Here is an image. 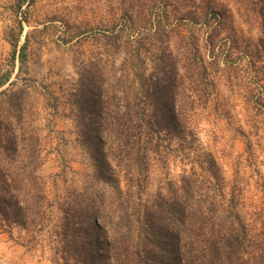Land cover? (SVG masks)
I'll return each instance as SVG.
<instances>
[{
	"label": "rangeland",
	"instance_id": "rangeland-1",
	"mask_svg": "<svg viewBox=\"0 0 264 264\" xmlns=\"http://www.w3.org/2000/svg\"><path fill=\"white\" fill-rule=\"evenodd\" d=\"M263 6L264 0H0V185L39 177L47 191L39 225L0 220V264H65L55 253L63 246L55 232L62 209H76L83 190L92 189L99 164L93 152L102 144L88 93L101 82L131 106L146 101L149 144L137 176L146 198L181 195L185 181L206 184L211 157L246 195L264 187V81L242 54L261 44ZM135 55L146 59L148 74L158 56L167 71L177 64V112L164 126L152 125L151 97L144 101L127 82Z\"/></svg>",
	"mask_w": 264,
	"mask_h": 264
},
{
	"label": "trees",
	"instance_id": "trees-1",
	"mask_svg": "<svg viewBox=\"0 0 264 264\" xmlns=\"http://www.w3.org/2000/svg\"><path fill=\"white\" fill-rule=\"evenodd\" d=\"M214 12L219 22L224 20L222 11ZM260 16L261 44L256 52L242 54L264 81V6ZM226 56L231 62V53ZM130 61L127 82L144 101L151 97L152 125L164 126L177 112L176 89L182 81L177 64L172 62L167 71L166 59L158 56L148 74L146 59L135 55ZM260 89L264 100V84ZM88 94L96 141L102 146L93 152L99 164L91 176L92 189L83 190L76 209H62L55 235L63 246L55 253L62 254L65 264H264V187L246 195L240 182L225 179L211 157L206 184L185 181L181 195L146 198V185L137 178L149 144L146 101L131 106L104 82ZM46 202V184L39 177L31 184H2L0 220L37 226L47 213Z\"/></svg>",
	"mask_w": 264,
	"mask_h": 264
}]
</instances>
